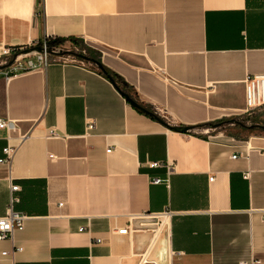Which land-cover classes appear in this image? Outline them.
<instances>
[{"label": "crops", "instance_id": "0c3cea01", "mask_svg": "<svg viewBox=\"0 0 264 264\" xmlns=\"http://www.w3.org/2000/svg\"><path fill=\"white\" fill-rule=\"evenodd\" d=\"M47 38L82 39L132 100L190 128L245 111L244 80L264 74V0H0V58ZM0 117L14 123L0 158L16 147L11 172L0 164V218L9 176L13 210L29 217L0 242V264H155L143 260L164 245L182 264H264L263 132L171 131L79 59L0 73ZM50 128L62 138L46 139ZM164 213L154 248L146 233H110Z\"/></svg>", "mask_w": 264, "mask_h": 264}, {"label": "built area", "instance_id": "2783aa9c", "mask_svg": "<svg viewBox=\"0 0 264 264\" xmlns=\"http://www.w3.org/2000/svg\"><path fill=\"white\" fill-rule=\"evenodd\" d=\"M50 39V38H47ZM44 40L42 46H40L43 49V53H30L29 55H19V53L24 49H19L18 51L13 50H4L1 58H0V65H7L9 62H12L11 65L3 68L0 70V73H2L6 79L17 75V74H24L29 73L30 71H36V70H44L46 67L51 65L52 63L56 61H67L69 59H75L71 55H57L61 51H73L77 52L79 49L75 48L72 44L69 46H65L64 44L61 45L58 48H55L51 50V53H47L46 49V41ZM72 46L73 50H71L69 47ZM77 60V59H76ZM165 81L169 83L171 86H176L177 83L173 80H170L168 78H165ZM245 85V97H246V109L243 113H249L254 111L255 109L264 108V74H254L253 76H248L244 80ZM95 128V122L92 119H87L85 122L84 127V136L87 137L91 135L90 133ZM0 130L5 132H11L14 131V123L8 119H4L0 117ZM46 139H61L62 135L59 134V132L55 128H50L46 132ZM3 157L0 158V164L5 165L9 171L11 172V165L13 162V159L16 155V147L13 146H6L2 149ZM111 149L107 150V153H110ZM51 159L53 158L52 155L49 156ZM234 158V157H233ZM158 166L157 163H151V168H156ZM214 178L210 177V181H213ZM9 184H10V197H9V205L5 212V214L0 218V242L3 240H13V235L15 231L22 230L24 227V223L26 220L29 219L28 216L17 213L13 210V207L20 201L18 197L15 196L18 191H20V186L17 184H13V178L9 176L8 178ZM162 179H154L153 184H160L162 183ZM63 204H59V207H62ZM145 218H152L155 220V223L153 225L155 226V229H149L146 230V232H149L152 234L151 239H157L159 235L162 233V231L167 227L168 220H169V213H164L161 215H145L142 217H138L135 219H145ZM134 220V219H133ZM132 220V221H133ZM132 221L130 222L128 227L123 228H117L113 227L111 229V234H119V235H130L133 232H143L142 230H133L131 228ZM264 221V219H263ZM80 232L84 230V228L79 229ZM143 232V233H146ZM156 241V240H155ZM93 243L99 244L101 243V239H93ZM22 249H14L12 252H3L2 255H12L15 252H19ZM183 253L182 252H173L170 249L167 251V259L168 264H182L180 261V257ZM144 263L147 262H154V261H147L146 257L143 260ZM155 263V262H154ZM156 264V263H155ZM246 264V263H244Z\"/></svg>", "mask_w": 264, "mask_h": 264}, {"label": "trees", "instance_id": "16d2710c", "mask_svg": "<svg viewBox=\"0 0 264 264\" xmlns=\"http://www.w3.org/2000/svg\"><path fill=\"white\" fill-rule=\"evenodd\" d=\"M65 42H66V40L65 39H61V38L60 39H47L46 46H47V49L53 50L55 48L60 47ZM69 42L73 46H75V47L78 46L79 47V50L77 52H73V51L66 52V51H64V54L65 55H71L75 59H79V60H82V61H84V60L82 58H80V57L81 56H84L88 60H91V61L94 60V61L98 62L99 64H101L99 54H97L96 52H94L93 50H91L90 48H88L82 39H79V38L70 39ZM42 44L43 43H39V44H37V46H42ZM14 50L15 51H18L19 49H16L15 48ZM97 70H99V72L106 79L110 80V82L117 88V90L121 94H126V91L128 90L129 85H127L126 83H124V81H123L122 78H120L112 70L107 69V68L103 67L102 65H101V68L100 69L97 68ZM231 122L232 121H217V122H212V123H206L204 125L193 126V127L190 128L191 131L190 132H187L186 134H190V135L191 134H194V135H197L195 133V131L197 129H206V128L215 129L217 131V130H219L222 127V125H224L226 123L229 124ZM236 126L237 127H240V128L251 129L252 131H254V130H260V131L264 132V122H254V124L246 125V123L238 121V122H236Z\"/></svg>", "mask_w": 264, "mask_h": 264}, {"label": "water", "instance_id": "95a60500", "mask_svg": "<svg viewBox=\"0 0 264 264\" xmlns=\"http://www.w3.org/2000/svg\"><path fill=\"white\" fill-rule=\"evenodd\" d=\"M43 53V49L40 46H34V47H29V49H24L19 53V55H29L30 53ZM47 53H51V50L46 49ZM64 54V51H61L60 53H58L57 55L61 56ZM80 58H82L84 61L90 62V63H94L95 66L100 69L101 68V64H99L96 61H91L88 60L86 57L81 56ZM12 62H9L7 65H0V70H2L3 68L11 65ZM124 98L125 101H128L130 103V105L132 107H134L135 109H137L139 112L150 116L151 118H154V120H156L157 122H160L161 124H163L165 127H167L169 130L171 131H176V132H180V133H187L190 132V128L188 127H183V126H171L168 125L167 123H165V121H163V119L160 116H157L156 114H154L152 111L148 110L147 108H145L144 106L139 105L136 101L132 100L127 94H124ZM153 223H155V220L152 218H145V219H134L132 221V225L131 228L133 230H142L143 232H146V230L149 229H155V226L153 225ZM166 233H167V229L165 228L162 233L159 235V237L156 239V241L154 242V246H157V244L163 239L166 238ZM146 234L149 235V239H151L152 234L151 233H147ZM148 239V241H149ZM152 248V249H153ZM167 246L164 245V247H162L161 249L158 250V253L156 255H153V250L147 255L146 259L147 261H154L156 264H168V259H167Z\"/></svg>", "mask_w": 264, "mask_h": 264}, {"label": "rangeland", "instance_id": "374dc122", "mask_svg": "<svg viewBox=\"0 0 264 264\" xmlns=\"http://www.w3.org/2000/svg\"><path fill=\"white\" fill-rule=\"evenodd\" d=\"M69 48L71 50H73L72 46H70ZM75 48L79 49L78 46H76ZM88 48H90V47H88ZM27 49H29V48H27ZM222 121H232V122L229 124L226 123V124L222 125V127L217 131L215 129L206 128V129H197L195 131V133L199 136L207 137V136H211V135L218 133V132L226 131L231 136H233L237 139H243V137L248 136L250 134V132H252V130L237 127L236 122H238V121L244 122V123H246V125L254 124V122H264V108L255 109L254 111L249 112V113H240V114L235 115V116H229L227 118L222 119ZM254 131H260V130H254ZM260 132H262V131H260Z\"/></svg>", "mask_w": 264, "mask_h": 264}]
</instances>
